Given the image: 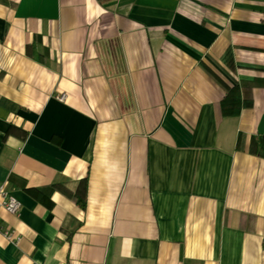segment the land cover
Masks as SVG:
<instances>
[{
	"label": "crops",
	"instance_id": "1",
	"mask_svg": "<svg viewBox=\"0 0 264 264\" xmlns=\"http://www.w3.org/2000/svg\"><path fill=\"white\" fill-rule=\"evenodd\" d=\"M2 182L0 264H264V0H0Z\"/></svg>",
	"mask_w": 264,
	"mask_h": 264
},
{
	"label": "built area",
	"instance_id": "2",
	"mask_svg": "<svg viewBox=\"0 0 264 264\" xmlns=\"http://www.w3.org/2000/svg\"><path fill=\"white\" fill-rule=\"evenodd\" d=\"M20 205V201L5 187V184L0 183V209L3 208L10 213H17ZM0 232L9 240L17 239V236L7 228L0 227Z\"/></svg>",
	"mask_w": 264,
	"mask_h": 264
},
{
	"label": "trees",
	"instance_id": "3",
	"mask_svg": "<svg viewBox=\"0 0 264 264\" xmlns=\"http://www.w3.org/2000/svg\"><path fill=\"white\" fill-rule=\"evenodd\" d=\"M74 199H75V201L79 205H81V206H84L85 205V199H84V197L75 196Z\"/></svg>",
	"mask_w": 264,
	"mask_h": 264
}]
</instances>
